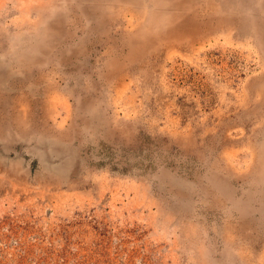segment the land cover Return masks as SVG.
Masks as SVG:
<instances>
[{
	"label": "rangeland",
	"instance_id": "rangeland-1",
	"mask_svg": "<svg viewBox=\"0 0 264 264\" xmlns=\"http://www.w3.org/2000/svg\"><path fill=\"white\" fill-rule=\"evenodd\" d=\"M111 1L0 0V264H264V13Z\"/></svg>",
	"mask_w": 264,
	"mask_h": 264
},
{
	"label": "bare ground",
	"instance_id": "bare-ground-1",
	"mask_svg": "<svg viewBox=\"0 0 264 264\" xmlns=\"http://www.w3.org/2000/svg\"><path fill=\"white\" fill-rule=\"evenodd\" d=\"M113 1H126V0H113ZM156 1L161 3L165 0H156ZM226 1L233 2L235 0H226ZM255 3H256V8L259 9L262 13H264V0H262L261 5L259 4V0H256ZM238 4L240 5V8L245 9L246 5H241V3H238ZM109 6L111 5H108V7ZM234 6H236V4ZM103 8L104 7H102V9ZM110 15H111V7L107 8V11L105 9V10H102L101 13L96 14V16L94 15V19L95 21H98V22L104 19L111 20V18H109ZM191 38L192 37H188L186 39H188L187 41H189L191 40ZM44 39H45L44 41L37 39L35 44L33 43L31 44L28 54L25 53L27 56H25L24 58H26L28 65H32L36 68H39L42 63H45L47 61L48 58H52L59 65H64L67 62L72 61L73 59L78 57V55L81 52H83L86 48L85 42H83L82 39H79V40L77 39L75 42H65V44L63 46H60L59 49L55 50L53 53H49V49H47L48 47L47 40L46 38ZM174 41L176 43L178 42L182 43L180 38L177 40L174 39ZM153 44H154L153 42H148V41H145L144 39H141L138 33L135 34V37L128 36L126 40V48L124 50L122 57L125 58L126 62L140 59L143 57V55L152 51ZM121 54H122V51H121ZM117 55H118L117 52H115L114 53L115 58H112V59L115 60L117 64H120L122 62H120L119 60H116ZM111 65H114V61ZM263 81H264V77H263ZM263 81L261 82V85L264 86Z\"/></svg>",
	"mask_w": 264,
	"mask_h": 264
}]
</instances>
